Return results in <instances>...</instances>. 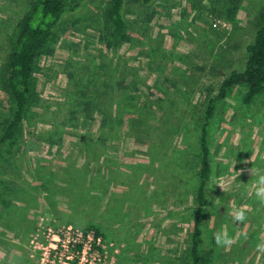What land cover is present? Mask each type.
I'll use <instances>...</instances> for the list:
<instances>
[{
  "label": "rangeland",
  "instance_id": "374dc122",
  "mask_svg": "<svg viewBox=\"0 0 264 264\" xmlns=\"http://www.w3.org/2000/svg\"><path fill=\"white\" fill-rule=\"evenodd\" d=\"M32 1L0 0V135L14 109L7 65ZM67 1L78 6L54 24L21 129L0 147V264H191L201 124L221 80L243 69L264 0H125L123 41L110 35L109 0ZM246 88H229L207 127L202 247L225 227L235 241L216 245L212 264H264L249 171L264 173V91L244 103ZM88 225L102 251L73 254L55 239Z\"/></svg>",
  "mask_w": 264,
  "mask_h": 264
},
{
  "label": "trees",
  "instance_id": "16d2710c",
  "mask_svg": "<svg viewBox=\"0 0 264 264\" xmlns=\"http://www.w3.org/2000/svg\"><path fill=\"white\" fill-rule=\"evenodd\" d=\"M154 0H141L147 6ZM125 0H109L106 19L109 23L110 35L115 40L126 39V24L123 15ZM78 6L70 4L67 0H33L28 12L24 15L21 28L16 38L10 59L4 88L14 103L11 118L3 128L0 135V147L8 143L21 129L24 111L31 93V75L37 57L45 42L52 34L53 26L57 20L68 10ZM259 25L251 41L246 45L244 67L242 70L231 69L221 80L216 93L209 99L207 109L201 124L199 136L201 157L199 166V183L196 188V210L191 230V264H212L216 244L211 239L208 247H202V227L208 217L206 208L212 205L208 196L207 186L210 175L209 144L207 140V127L216 103L223 99L229 88L236 84L247 86L243 97L244 103H249L253 96L264 91V8L259 13ZM1 196V191H0ZM93 230L91 245L94 248L96 238L101 237L99 228L88 225L83 232ZM83 243L74 244V249L82 250Z\"/></svg>",
  "mask_w": 264,
  "mask_h": 264
},
{
  "label": "clouds",
  "instance_id": "9594fccd",
  "mask_svg": "<svg viewBox=\"0 0 264 264\" xmlns=\"http://www.w3.org/2000/svg\"><path fill=\"white\" fill-rule=\"evenodd\" d=\"M249 171L251 175L256 177L253 183L252 195L261 205H264V173L260 172V170L253 172L251 169H249ZM237 175H240V173L237 172ZM247 211L248 209L245 206L234 207L231 212L233 222L242 224L246 219ZM212 238L218 247H229L235 242L234 239L229 236L226 227L214 231ZM257 248L259 251L264 252V244L258 245Z\"/></svg>",
  "mask_w": 264,
  "mask_h": 264
},
{
  "label": "built area",
  "instance_id": "2783aa9c",
  "mask_svg": "<svg viewBox=\"0 0 264 264\" xmlns=\"http://www.w3.org/2000/svg\"><path fill=\"white\" fill-rule=\"evenodd\" d=\"M56 237V241L57 240H61L62 244H63V241H65V247L67 249V251H69L70 248H72L71 252L70 253H75V252H80V251H77L74 249V244L77 243V242H82L83 243V248L81 250V253L85 250V248L91 250L92 248H94L92 245H91V242L94 241L93 240V230H88L86 233H84L83 231H79V230H75L73 232H71L68 236H65L63 234L62 235H59V234H55ZM96 243H99L100 241V237H97L96 238ZM59 242H57V245H58ZM95 243V245H96ZM94 249H97V248H94ZM70 257V256H68Z\"/></svg>",
  "mask_w": 264,
  "mask_h": 264
}]
</instances>
